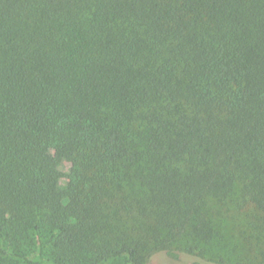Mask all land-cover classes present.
I'll return each mask as SVG.
<instances>
[{
	"label": "trees",
	"instance_id": "16d2710c",
	"mask_svg": "<svg viewBox=\"0 0 264 264\" xmlns=\"http://www.w3.org/2000/svg\"><path fill=\"white\" fill-rule=\"evenodd\" d=\"M212 205L250 209L245 257ZM262 238L264 0H0V264H264Z\"/></svg>",
	"mask_w": 264,
	"mask_h": 264
},
{
	"label": "rangeland",
	"instance_id": "374dc122",
	"mask_svg": "<svg viewBox=\"0 0 264 264\" xmlns=\"http://www.w3.org/2000/svg\"><path fill=\"white\" fill-rule=\"evenodd\" d=\"M59 170L63 175H71L74 174L77 171V166L68 161H62L59 165ZM67 181V178L63 176L59 181V186L64 187L65 183ZM220 212V214L227 216L229 215V219H226V222L229 224V226L224 229L226 230L222 236V239L219 240L220 245L219 249L220 252L225 254L226 256L229 255L230 257H245L244 254L248 252V250L243 247L242 242V235H240L241 231L245 235L249 234H255L252 227L248 226V220L246 218V215L250 212V209L247 207L238 208V207H219L218 205H212L211 213L217 214ZM236 235V237L231 235ZM242 239V240H241ZM218 240V239H217ZM264 240V238H262ZM215 242L212 243V246L214 247ZM261 249H264V246L261 247ZM251 255V254H250ZM252 256V255H251ZM251 256H249L251 258ZM146 264H164L161 259L158 257V255L152 256ZM165 264H170L169 262H166ZM190 264V263H188Z\"/></svg>",
	"mask_w": 264,
	"mask_h": 264
}]
</instances>
